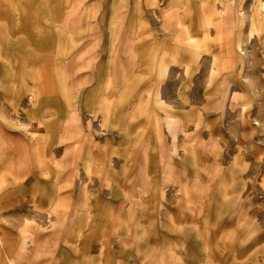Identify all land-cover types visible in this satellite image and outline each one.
I'll use <instances>...</instances> for the list:
<instances>
[{
	"label": "crops",
	"instance_id": "crops-1",
	"mask_svg": "<svg viewBox=\"0 0 264 264\" xmlns=\"http://www.w3.org/2000/svg\"><path fill=\"white\" fill-rule=\"evenodd\" d=\"M227 1L0 0V264H264Z\"/></svg>",
	"mask_w": 264,
	"mask_h": 264
},
{
	"label": "rangeland",
	"instance_id": "rangeland-1",
	"mask_svg": "<svg viewBox=\"0 0 264 264\" xmlns=\"http://www.w3.org/2000/svg\"><path fill=\"white\" fill-rule=\"evenodd\" d=\"M217 12L219 40L242 45L235 59L239 64L244 61V68L247 66L245 74L250 78V90L264 94V0H229L218 5ZM3 230L0 218V236Z\"/></svg>",
	"mask_w": 264,
	"mask_h": 264
}]
</instances>
